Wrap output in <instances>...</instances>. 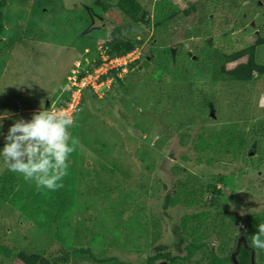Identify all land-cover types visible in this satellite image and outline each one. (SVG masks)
I'll list each match as a JSON object with an SVG mask.
<instances>
[{
    "label": "rangeland",
    "instance_id": "obj_1",
    "mask_svg": "<svg viewBox=\"0 0 264 264\" xmlns=\"http://www.w3.org/2000/svg\"><path fill=\"white\" fill-rule=\"evenodd\" d=\"M101 1L110 5L108 12L91 0H4L0 131L5 135L16 120H30L40 107L65 103L70 71L92 64L113 36L137 44L135 52L117 61L125 68L119 72L122 85L110 80L98 87L97 99L87 95L74 116L69 131L79 144L68 157L63 187L37 188L23 179L0 203V264H22L16 258L19 251L44 255L84 249L96 258L132 264H144L159 251L183 257L191 239L181 232L183 216L200 215L195 223L204 233L221 222L228 226L235 210L246 217L253 208L241 205L249 195L247 178L238 171L241 162L223 158L224 148L211 153L207 146L214 145L208 139L212 131L225 124L239 122L244 136L264 121V74L250 83L222 82L212 78L210 63L264 40V0H136L149 18L141 26L116 9L118 0ZM190 4L196 11L186 17L181 11ZM173 11L178 13L171 17ZM144 46L150 64L129 69L134 61H143ZM175 54L194 62L188 70L192 78L184 85L171 81L175 70L170 56ZM256 61L264 66V46L256 47ZM114 65L99 69L96 76ZM3 146L0 136V150ZM256 148L250 153L262 159L256 172L262 176L264 144L260 156ZM137 159L146 162L138 165ZM173 166L215 185L219 208L203 203L164 208L165 195L175 191ZM5 167L0 156V173ZM256 174L248 179L254 181ZM209 198L206 194L204 200ZM145 222L160 225L161 238L153 246L147 243L152 229L144 228ZM240 225L243 220L234 226L233 236L243 231ZM219 241L214 233L205 239L213 253ZM198 258L191 263L208 264L195 263ZM68 264L97 263L84 255Z\"/></svg>",
    "mask_w": 264,
    "mask_h": 264
},
{
    "label": "trees",
    "instance_id": "obj_2",
    "mask_svg": "<svg viewBox=\"0 0 264 264\" xmlns=\"http://www.w3.org/2000/svg\"><path fill=\"white\" fill-rule=\"evenodd\" d=\"M91 2L103 13L108 12L110 9V5L103 3L101 0H91ZM3 3L4 0H0V32L2 30L1 9L4 6ZM116 9L136 26L149 24V18L136 0H118ZM195 11V6L190 4L188 9L182 10L181 13H183L184 16L189 17V15ZM177 13L178 11H173L170 16H175ZM136 44V40L130 41L113 36L104 46L105 53L110 57H121L133 51L136 48ZM258 46H264L263 39L258 38L253 45L242 50L230 54L223 53L215 57L213 62L210 61V65L212 66L211 73L213 74L212 78L215 79V77H218V81L222 82L250 83L254 78L263 75L264 66L256 61V47ZM182 56L183 60L178 57V54L170 56V60H172L175 70V73L171 70V81L180 82V85H184L190 78L191 74H188V70L190 69L189 65L194 63L192 60L188 61V59H184V55ZM140 60H136L129 64V69L134 68V70H138L137 67L141 63ZM101 63V58L98 55L92 64H88L82 68L79 67V77L91 73L98 68ZM231 65H233V67H229ZM121 69L122 68H116L109 71L106 75L101 77V80L113 78L112 84L122 85L123 79L116 76L117 72H120ZM176 72L178 74H176ZM87 95L91 98L97 99L96 94L92 90L83 89L81 91L82 105L85 102ZM68 96L69 94H67L64 101L69 99ZM63 104H60L59 107ZM122 118L124 121L128 120L126 116H122ZM126 122L129 124L128 121ZM239 126V122H230L229 124L220 127L219 130H216L215 132L212 131L213 133L211 134L213 136L209 135L208 139L210 138L214 145H209L207 147H210L211 153H214L215 147L217 146L221 148V151L224 148L223 158L228 161L238 160L241 162V167L238 171L240 175L247 178L246 192L249 193V195L246 194L247 196L242 199L241 205L247 210L251 209V206H253V208L248 211L246 217L238 214L237 210H235L230 219L231 223L228 226H223V223L221 222L219 228L216 227L213 231L206 229L204 233L199 229V226L196 225L198 222L195 223V221L201 217L200 215L183 216L181 219V232L186 237L191 238L190 242L184 249L185 255L183 257H177L171 255L170 252L159 251L154 255L149 256L144 264H156L160 260H163V262H165L164 264H192L191 261H194V257L196 256H199V258L195 263L205 260L208 264H264V250L252 246V235L257 231V225L259 223H264V174L262 176L256 174V172L261 169L260 163L262 159H256L252 156V153H250V151L252 152V150H255L256 145L258 146V148H256V153L259 156L262 153L261 144H264V121H261L258 125H254L250 132H247L244 136H241ZM201 129H203V126ZM186 137L188 138V136ZM202 146H205L204 143ZM136 162L140 165V163L146 161L137 159ZM170 171L177 177V179L175 182L174 193H167L165 195V203L163 204L164 208L174 207L176 205L190 207L198 203L208 204L213 209L219 208L218 200L220 197V191L215 185L209 183L204 184L201 181V178L194 176L182 167L173 166L170 168ZM251 173L256 174L254 181L252 178L248 179V175ZM183 174H188L189 177L182 179L181 176ZM23 179L24 178L21 174L10 171L7 166L4 168L0 173V203L7 201L12 196L13 192L22 183ZM222 180L223 178H219V181ZM206 194H210L208 201L204 200ZM251 194H255L257 197H253ZM240 220H243L244 223L243 231L238 235L233 236V228ZM143 226L144 228L149 226V228L152 229V232L149 233L147 243L149 246H153L161 238L160 225L158 222H145ZM210 233L216 234L220 239L219 244L216 247V253L211 252L208 244L205 242V239ZM84 255H88V258L97 264H132L119 261L115 257L96 258L90 251L84 249H72L69 252L58 251V253L52 252L44 255L27 254L24 251H19L16 254V258L22 264H68L70 258Z\"/></svg>",
    "mask_w": 264,
    "mask_h": 264
},
{
    "label": "clouds",
    "instance_id": "obj_3",
    "mask_svg": "<svg viewBox=\"0 0 264 264\" xmlns=\"http://www.w3.org/2000/svg\"><path fill=\"white\" fill-rule=\"evenodd\" d=\"M73 124L74 120L61 115L59 109L40 107L30 120H16L6 135L0 131L4 140L0 156L8 169L21 174L25 181L34 182L37 188L57 190L68 174V157L79 144L69 131ZM252 246L264 250V223L257 225Z\"/></svg>",
    "mask_w": 264,
    "mask_h": 264
},
{
    "label": "built area",
    "instance_id": "obj_4",
    "mask_svg": "<svg viewBox=\"0 0 264 264\" xmlns=\"http://www.w3.org/2000/svg\"><path fill=\"white\" fill-rule=\"evenodd\" d=\"M101 54H102L100 55L102 61L101 65L95 70H93L91 73H87L86 75L79 77L80 74L79 69H72L70 71V74L66 78L68 82V92L70 98L62 106L60 107L58 106L57 108H54V109H59L61 115L68 116L73 119L74 116L81 111V106H82L81 91L83 89H90L95 93L98 87L108 86V84L111 83L113 78H107L105 80H101V77L103 75H106L109 71L114 70L116 68H122L121 71H124L125 68L123 69L122 67L124 65L117 64V61L120 59H124L126 56H129L131 52L121 57H117V56L110 57L105 53V50H103ZM113 62L115 63V65L112 68L96 76V72L99 69H103L106 65L109 64L112 65ZM75 68H79V67H75ZM116 76L120 78V73L117 72Z\"/></svg>",
    "mask_w": 264,
    "mask_h": 264
},
{
    "label": "water",
    "instance_id": "obj_5",
    "mask_svg": "<svg viewBox=\"0 0 264 264\" xmlns=\"http://www.w3.org/2000/svg\"><path fill=\"white\" fill-rule=\"evenodd\" d=\"M147 51H148V46H144L142 49L144 59L140 63V65L138 66L139 70L145 69L150 64V58L148 56H146Z\"/></svg>",
    "mask_w": 264,
    "mask_h": 264
}]
</instances>
